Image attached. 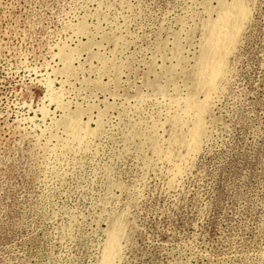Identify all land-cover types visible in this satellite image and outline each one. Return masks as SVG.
Segmentation results:
<instances>
[{"label": "rangeland", "instance_id": "1", "mask_svg": "<svg viewBox=\"0 0 264 264\" xmlns=\"http://www.w3.org/2000/svg\"><path fill=\"white\" fill-rule=\"evenodd\" d=\"M114 234L113 264H264V0H0V264Z\"/></svg>", "mask_w": 264, "mask_h": 264}, {"label": "bare ground", "instance_id": "2", "mask_svg": "<svg viewBox=\"0 0 264 264\" xmlns=\"http://www.w3.org/2000/svg\"><path fill=\"white\" fill-rule=\"evenodd\" d=\"M243 11L239 8L227 9L223 11L219 17L213 22L212 26V38L211 49L209 53V62L202 71V77L211 91L215 90L217 79L221 76V67L223 65V59L220 58L223 48L232 43L235 39V35L238 29V20L242 18ZM196 110L198 119L201 118L202 110L204 106L201 103H187V111ZM196 128L193 132L192 141L197 142L198 135L201 129L200 120H198ZM117 234L112 236V242L110 243L109 251L104 258V264H113V256L117 245Z\"/></svg>", "mask_w": 264, "mask_h": 264}]
</instances>
